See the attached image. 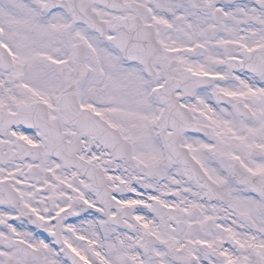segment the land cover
Wrapping results in <instances>:
<instances>
[{"label": "snow or ice", "instance_id": "obj_1", "mask_svg": "<svg viewBox=\"0 0 264 264\" xmlns=\"http://www.w3.org/2000/svg\"><path fill=\"white\" fill-rule=\"evenodd\" d=\"M0 264H264V0H0Z\"/></svg>", "mask_w": 264, "mask_h": 264}]
</instances>
